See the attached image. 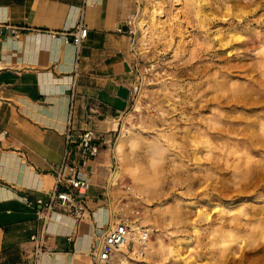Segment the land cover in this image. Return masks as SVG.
<instances>
[{"label":"rangeland","instance_id":"obj_1","mask_svg":"<svg viewBox=\"0 0 264 264\" xmlns=\"http://www.w3.org/2000/svg\"><path fill=\"white\" fill-rule=\"evenodd\" d=\"M134 1L139 69L110 147L106 224L148 230L128 254L147 264H264V0Z\"/></svg>","mask_w":264,"mask_h":264},{"label":"crops","instance_id":"obj_2","mask_svg":"<svg viewBox=\"0 0 264 264\" xmlns=\"http://www.w3.org/2000/svg\"><path fill=\"white\" fill-rule=\"evenodd\" d=\"M134 0H0V264H91L88 252L109 220L103 188L110 147L137 84L136 56L125 26ZM85 11L88 38L80 60L66 35ZM77 84L73 126L105 145L81 177L90 189L83 216L61 210L46 225L48 253H36L32 236L55 170L65 153L69 89ZM69 165L80 162L71 148Z\"/></svg>","mask_w":264,"mask_h":264},{"label":"built area","instance_id":"obj_3","mask_svg":"<svg viewBox=\"0 0 264 264\" xmlns=\"http://www.w3.org/2000/svg\"><path fill=\"white\" fill-rule=\"evenodd\" d=\"M85 11L82 10L79 14V20L76 26L70 30L66 35L71 38V43L75 48V61L80 60V51L84 41L88 38V27L85 24ZM131 21L128 22L129 32L131 33ZM134 44V43H133ZM136 72L139 69V61L137 53L135 52ZM77 84L75 77L69 89V113L68 121L65 130V153L62 163L55 170V186L52 190L47 192L46 200H38L37 204L40 210L37 211V218L43 221V229L40 234L32 236V241L36 243V253L40 257L41 254L48 253L45 247L46 225L49 222L52 214L58 210L66 212L67 214L81 218L85 212L87 203V194L90 189L88 180L81 177L87 163L96 158L101 147L105 145L103 136L92 131H83L76 134L73 126V118L75 113V98H76ZM75 146L80 153V162L74 166L69 165V158L71 156V148ZM134 225L125 219L110 220L108 225L104 227V232L93 244L88 252V259L91 264H147L132 258L130 255L124 259L117 257V253L124 247L131 248L130 240L133 234H136ZM139 237V244L145 248L149 239V231L140 228L137 233ZM131 255L133 249L131 248ZM141 256H144V252ZM136 261V262H135Z\"/></svg>","mask_w":264,"mask_h":264},{"label":"bare ground","instance_id":"obj_4","mask_svg":"<svg viewBox=\"0 0 264 264\" xmlns=\"http://www.w3.org/2000/svg\"><path fill=\"white\" fill-rule=\"evenodd\" d=\"M145 12H147V10L146 9H144L143 11H142V13H144L145 14ZM148 14H149V22H150V25H152L153 27H156L157 29H163L164 28V25H163V22L161 21V19L160 18H162V17H160L159 16V13H158V10H157V8H156V5H153V7H152V10H150L149 9V11H148ZM147 16V15H146ZM145 16V17H146ZM144 17V18H145ZM135 23L137 24V26L138 27H140L141 28V32H142V39H140V41H139V44H145L146 42H147V39L145 38V34H146V31L150 28H145V26H144V20L142 19V18H138V17H136L135 18ZM147 23V22H146ZM144 26V27H143ZM147 26V25H146ZM151 31V30H150ZM158 31V30H157ZM148 32H149V30H148ZM151 32H153V30L151 31ZM155 32V31H154ZM153 32V33H154ZM138 33V32H137ZM159 33V32H158ZM136 34V33H135ZM148 34V33H147ZM162 34V33H161ZM140 46H142V45H140ZM144 46H146V45H144ZM122 170H121V168L119 167V170L117 171V172H114L113 174H112V177H111V180H110V182H109V187H114L115 185H117V183H118V180H119V178L121 177V175H122ZM113 211V210H112ZM133 243H135V245H134V249H135V246H136V244L137 243H139V240L136 238V236H135V234H133L132 235V237H131V239H130ZM235 241H237V238H234L233 239V242H235ZM242 241H244V239L242 240ZM241 241V242H242ZM243 243V242H242ZM237 245H239L240 247H241V243H239V242H237ZM129 249L127 248V247H124V248H122L121 250H119L118 251V253H117V257H119L120 259H124L125 257H127L128 256V254H129Z\"/></svg>","mask_w":264,"mask_h":264},{"label":"water","instance_id":"obj_5","mask_svg":"<svg viewBox=\"0 0 264 264\" xmlns=\"http://www.w3.org/2000/svg\"><path fill=\"white\" fill-rule=\"evenodd\" d=\"M124 30L125 31H128L129 30L128 26H125Z\"/></svg>","mask_w":264,"mask_h":264}]
</instances>
